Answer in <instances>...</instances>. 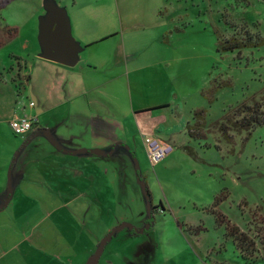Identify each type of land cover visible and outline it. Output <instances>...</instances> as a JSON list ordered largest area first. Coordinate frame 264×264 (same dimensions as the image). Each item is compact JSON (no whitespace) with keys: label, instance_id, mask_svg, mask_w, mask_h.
Returning a JSON list of instances; mask_svg holds the SVG:
<instances>
[{"label":"rangeland","instance_id":"obj_1","mask_svg":"<svg viewBox=\"0 0 264 264\" xmlns=\"http://www.w3.org/2000/svg\"><path fill=\"white\" fill-rule=\"evenodd\" d=\"M54 6L77 29L70 24L82 47L78 64L96 67L93 107L109 95L127 118L132 152L120 148L118 155L105 158L111 175L97 173L94 187L81 180L84 196L73 206L80 208L82 235L95 230L102 237L114 219L118 224L111 231L124 223L135 228L115 232L98 264H264V127L249 136L232 132L227 141L213 126L228 108L258 99L264 88V44L220 50V42L241 29L264 42V0H14L0 11V28L16 32L0 42V79L13 87L20 103L30 98L24 72L36 64L32 55L42 49L40 32ZM121 47L130 52L129 71L140 68L135 76H120L125 70L119 65ZM7 91L0 87L3 101ZM159 103H179L181 125H167L166 112L161 114L167 121L147 115L142 124L136 122L132 109ZM196 109L206 111L202 140L187 133L193 124L189 114ZM172 116L179 119L176 111ZM148 137L174 151L152 164L144 145ZM7 144L0 125V146ZM113 182L116 190L110 193ZM142 183L150 194L149 208ZM216 197L221 201L213 207ZM88 204L92 211L84 216L82 207ZM71 210L52 218L33 211L26 220L39 225L63 219L69 227ZM229 226L253 239V253L241 254Z\"/></svg>","mask_w":264,"mask_h":264},{"label":"crops","instance_id":"obj_2","mask_svg":"<svg viewBox=\"0 0 264 264\" xmlns=\"http://www.w3.org/2000/svg\"><path fill=\"white\" fill-rule=\"evenodd\" d=\"M48 19L49 16L45 21ZM72 28L77 31L73 25ZM73 29L70 26L79 52L82 47L74 39ZM121 49L119 57L123 63L119 65H125V70L120 71V76L128 77L130 73L135 76L140 68L132 67L129 71L130 52L126 47ZM43 54V48L35 52L32 56L36 64L32 71L24 72L30 77L26 83L31 92L28 103H20L13 87L4 84V78L0 79V87H8L5 100L0 98V125L9 142L0 146V264H86L99 240L118 224L114 219L102 237H97L95 230L82 235L80 208L73 206L84 196L81 180L94 187L97 173L111 175L112 165L105 158L118 155L122 152L120 148L132 152L127 145L129 134L124 121L127 118L113 107L109 95L103 94L98 107H93L96 101L91 94L98 93L93 91L92 80L96 67L85 61L66 67L43 59ZM132 110L138 124H142L141 117L147 115L153 120L167 121L164 116L168 114L170 122L167 125H181L179 103L141 104L139 109ZM175 111L179 119L172 116ZM23 115L35 117L37 126L19 140H12L7 130L9 121ZM21 145L24 146L19 149ZM94 149L103 151L104 155L91 154ZM113 185L114 182L108 187L110 193L113 190L115 193ZM70 206L69 227L64 225L63 219L39 225L26 220L33 211L52 218ZM84 207L83 214L87 216L92 211L91 206ZM83 231L81 229V233Z\"/></svg>","mask_w":264,"mask_h":264},{"label":"trees","instance_id":"obj_3","mask_svg":"<svg viewBox=\"0 0 264 264\" xmlns=\"http://www.w3.org/2000/svg\"><path fill=\"white\" fill-rule=\"evenodd\" d=\"M12 1L14 0H0V11L7 5H9ZM15 37L16 32L14 29H10L8 26L0 28V42H6ZM263 44V40L258 35L252 38L246 33V31H244V29H241V32H239L238 34H235L233 37L220 42V50L224 53H232L234 51L240 52L245 48L257 49ZM29 79L30 77L27 76L25 78V83L28 82ZM153 110L154 109H151L150 111ZM191 123H193L192 126H187L188 135L191 138L199 136V140L204 139V135L199 134V132L201 133L206 127V111L204 109H196L192 111ZM213 126L227 141H231L232 136L230 135V133L232 132L238 134L244 132L247 136H249L250 133L255 129L264 127V88L260 92L258 99L253 98L250 101H245L237 106L228 108L225 113L223 112L221 121L214 123ZM189 153L190 155H193L192 150H189ZM142 184L145 185L144 183ZM148 197L150 202L151 199L149 192ZM219 201H221L219 200V197H216L213 207H215L219 203ZM219 219L225 221V219L221 216H219ZM228 229L230 230L234 241L237 242V248L241 251V254L243 256L245 255V253H253L255 243L252 238H250L246 233L241 232L235 226H229Z\"/></svg>","mask_w":264,"mask_h":264},{"label":"water","instance_id":"obj_4","mask_svg":"<svg viewBox=\"0 0 264 264\" xmlns=\"http://www.w3.org/2000/svg\"><path fill=\"white\" fill-rule=\"evenodd\" d=\"M48 16L49 19L45 21V25L41 29L39 38L41 47L44 50L43 59L66 67L76 66L79 59L78 48L71 37L70 26L65 12L60 10L57 6H54ZM81 152H84V150ZM90 153L95 156L104 155L103 151L97 149L91 150ZM143 191L146 195L149 208L150 202L145 185H143ZM125 227L128 229H135L130 224L124 223L109 232V234L100 241L99 245H97L96 250L90 256L86 264H98L105 246L111 240L114 233L123 230Z\"/></svg>","mask_w":264,"mask_h":264},{"label":"built area","instance_id":"obj_5","mask_svg":"<svg viewBox=\"0 0 264 264\" xmlns=\"http://www.w3.org/2000/svg\"><path fill=\"white\" fill-rule=\"evenodd\" d=\"M30 106L33 107L34 103H30ZM37 122V119L33 116H16L9 121V127L14 135L24 136L35 129ZM144 145H146V154L152 164L161 162L173 150L170 145L149 137L145 138Z\"/></svg>","mask_w":264,"mask_h":264}]
</instances>
